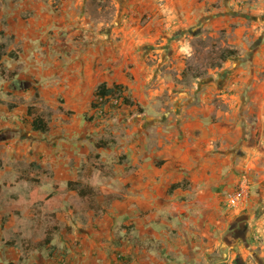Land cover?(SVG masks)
Masks as SVG:
<instances>
[{
	"label": "rangeland",
	"instance_id": "obj_1",
	"mask_svg": "<svg viewBox=\"0 0 264 264\" xmlns=\"http://www.w3.org/2000/svg\"><path fill=\"white\" fill-rule=\"evenodd\" d=\"M43 4L46 8L40 9L41 17L32 22L36 8ZM45 13H49L48 19L50 13H57L56 21L63 13L72 18V39L82 47L90 42L100 43L98 54L93 51L92 55L105 68L122 66L121 84L133 105L111 98L98 103L93 97L91 102L79 101L70 107L66 91L60 87L49 90L46 95L49 100L42 96L40 79L28 70L25 62L37 48L19 32L26 27L35 29L36 22H45ZM0 30V43L4 44L0 74H5L0 76V260L7 254L9 242L27 244L28 248L35 241L30 236L36 234V227L42 230L57 223L56 216L43 203L32 204L29 199L31 178L40 179L41 191L46 192L52 185L54 171L58 172L60 167L50 168L38 162L37 157L43 156L45 150L43 145H33L36 138L32 137L28 105L36 106L35 112L48 119L49 131L53 133L47 132L46 140L53 141V146L57 145L55 132L59 130L75 126L87 132L82 139L91 156H87L83 167L92 163L100 172L85 169L80 175L85 182L102 185L104 189L117 188L116 167L126 161L124 146L130 139L126 128L130 125L145 128L153 120L146 122L144 116L179 113L187 117L204 106H198L197 99L207 95L211 98L207 110L216 121L228 109L224 99H231L232 94L244 96L252 86L256 88V97H264V0H0ZM42 33L35 42L42 45L37 51L51 53L58 43L52 41L55 31L43 29ZM226 48H236L238 54L221 61L219 53ZM11 50L18 51V56H10ZM84 60L86 64L88 58ZM13 69L17 74L8 77L6 71ZM82 75L86 96L91 89L88 83L91 73ZM233 79L241 84L236 89H223ZM58 80L55 83L60 86V73ZM92 102L97 105L92 107ZM258 109L264 114V105ZM262 124L256 142L261 140L264 149V121ZM99 140H113L114 149L94 154ZM36 150L40 155H35ZM236 155L232 153V159L238 166ZM257 155L256 175L247 176V204L256 198L255 193L261 199L245 207L250 210L252 233L247 234L250 241L243 242L236 232L225 260L219 261L223 256H218L216 264H264V153ZM103 189L99 187V198L104 201L99 203L98 199L94 202L96 206L108 203ZM124 190L122 186L121 192ZM68 204L84 208L89 202L69 197ZM231 207L234 212L242 211V206Z\"/></svg>",
	"mask_w": 264,
	"mask_h": 264
},
{
	"label": "crops",
	"instance_id": "obj_2",
	"mask_svg": "<svg viewBox=\"0 0 264 264\" xmlns=\"http://www.w3.org/2000/svg\"><path fill=\"white\" fill-rule=\"evenodd\" d=\"M45 8L44 4L36 8L32 22L41 17L40 9ZM48 14L45 13V22H36L37 30L26 27L19 32L33 41L38 50L42 45L35 42L41 39L43 29L55 31L51 37L58 43L51 53L36 50L34 55H25H32L25 60L26 67L39 77V88L46 100L49 90L60 87L66 91L67 105L73 107L79 101L91 102L98 83L105 81L111 86L113 82L124 81L122 66L105 68L92 55L101 48L98 41L82 47L72 39V18L63 13L56 21L57 13H50L51 19L46 17ZM84 58H88L86 64ZM84 72L91 73L88 79L91 89L86 96ZM59 73L60 86L55 83L59 82ZM240 84L238 80H229L223 89H236ZM231 96L224 99L228 109L216 121L207 110L211 98L202 95L196 104L204 106L187 117L179 113L149 114L144 116L146 122L153 121L145 128L128 126L126 161L116 167L117 188L103 189L102 185L85 182L81 177L80 172L85 169L100 172L92 163L83 167L87 156H91L89 146L82 139L86 131L75 126L59 130L55 132L57 145L53 146V141L46 140L47 132L53 133L51 129L46 132L32 129V137L36 138L34 147L43 145L45 150L43 156L37 157L40 165L60 167L58 172L54 171L52 185L46 192L41 191V180L36 178L38 193H50L55 184L65 187L69 180L92 187L96 192L82 195L78 189L67 188L61 192L60 208H49L43 203L56 216L57 223L42 230L36 227V234L30 236L35 241L28 248L27 244L21 246L12 241L6 246L7 254L1 257L0 264H216L218 256H223L219 261L225 260L236 232L243 242L250 241L247 238L252 233L250 210L245 207L259 202L260 198L255 193L256 198L248 204L247 200L240 208L242 211L234 212L226 204L224 193L240 177L247 180L250 174L256 175L257 153H264L261 140L256 142L257 130L264 121V114L258 109L264 105V97H256V88L252 86L244 96ZM113 144V140H99L94 154L114 149ZM234 152L242 166H236L232 159ZM34 153L40 155L38 150ZM99 187L107 194L106 205L94 203L98 199L99 203L104 201L99 198ZM69 197L74 201L86 200L89 205L70 206ZM66 207L68 210H64ZM47 229L52 230L51 239L44 242Z\"/></svg>",
	"mask_w": 264,
	"mask_h": 264
},
{
	"label": "trees",
	"instance_id": "obj_3",
	"mask_svg": "<svg viewBox=\"0 0 264 264\" xmlns=\"http://www.w3.org/2000/svg\"><path fill=\"white\" fill-rule=\"evenodd\" d=\"M0 32L2 31L0 30ZM3 47H4V44L0 43V48H1L0 58L2 57V54H3V51H2ZM237 54H238V51L236 48H226V49H223L219 53V58L221 61H225L229 58L235 57ZM9 55L12 57H17L18 51L11 50L9 52ZM6 74L8 77L12 78L17 74V70L16 69L8 70L6 71ZM3 75L5 76V74ZM3 75L0 74V76H3ZM93 97L97 101H99L98 100L99 97H103L104 101L102 100V101H99L98 103H103L107 101V99H110V98H117L123 104H128V105L134 104V102L125 93V88L121 83H114L113 85L109 86L105 81H102L98 83L97 86L95 87ZM96 105L97 104L95 102L91 103L92 107H95ZM35 109H36V106H34L33 104H30L27 107V113L29 115H32V119H31L32 129L36 131H41V132L48 131L49 130L48 119L41 113H36ZM33 180H34V184L32 185L30 192H29V197H30L32 204H35L36 202L39 201L41 203L46 204L45 206L49 208H60L63 205L61 192L64 189H67V188L68 189L69 188L78 189V193L82 195L83 194L87 195L91 193L94 194L96 192L92 187L83 185L82 183L78 181L69 180L65 187L55 184L53 190L50 193L40 194L38 193V186L36 184L38 182V179L34 178ZM174 186L175 185H173L172 188ZM51 231H52L51 229L46 230V235L43 239L44 242H48L51 239V236H50ZM9 243H12V242H9Z\"/></svg>",
	"mask_w": 264,
	"mask_h": 264
},
{
	"label": "built area",
	"instance_id": "obj_4",
	"mask_svg": "<svg viewBox=\"0 0 264 264\" xmlns=\"http://www.w3.org/2000/svg\"><path fill=\"white\" fill-rule=\"evenodd\" d=\"M114 102H117V98H111ZM99 101L103 100V97L98 98ZM249 187L245 179L240 180L230 191L226 193V203L229 206H242L248 200Z\"/></svg>",
	"mask_w": 264,
	"mask_h": 264
}]
</instances>
